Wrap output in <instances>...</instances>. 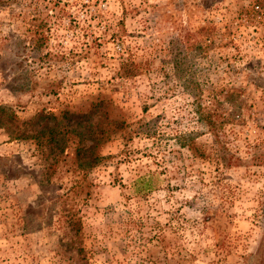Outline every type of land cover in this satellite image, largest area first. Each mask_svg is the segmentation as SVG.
Here are the masks:
<instances>
[{"label":"rangeland","instance_id":"1","mask_svg":"<svg viewBox=\"0 0 264 264\" xmlns=\"http://www.w3.org/2000/svg\"><path fill=\"white\" fill-rule=\"evenodd\" d=\"M0 105V264H264V0H0Z\"/></svg>","mask_w":264,"mask_h":264},{"label":"trees","instance_id":"2","mask_svg":"<svg viewBox=\"0 0 264 264\" xmlns=\"http://www.w3.org/2000/svg\"><path fill=\"white\" fill-rule=\"evenodd\" d=\"M199 115H202V113ZM49 121H53V123H49ZM6 124L12 125L15 128L13 133L14 138H33L35 140L41 138L42 145L50 142L56 144L60 130L57 118L48 112L40 111L28 120L17 123L13 114L5 113L3 106L0 105V128L5 127ZM76 154L80 158L78 150Z\"/></svg>","mask_w":264,"mask_h":264}]
</instances>
